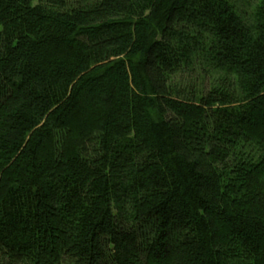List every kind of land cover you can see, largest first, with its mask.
I'll list each match as a JSON object with an SVG mask.
<instances>
[{
  "label": "trees",
  "instance_id": "obj_1",
  "mask_svg": "<svg viewBox=\"0 0 264 264\" xmlns=\"http://www.w3.org/2000/svg\"><path fill=\"white\" fill-rule=\"evenodd\" d=\"M0 264H264V0H0Z\"/></svg>",
  "mask_w": 264,
  "mask_h": 264
}]
</instances>
